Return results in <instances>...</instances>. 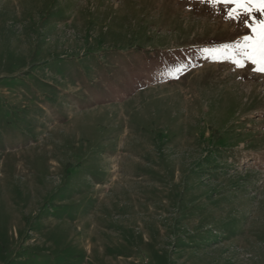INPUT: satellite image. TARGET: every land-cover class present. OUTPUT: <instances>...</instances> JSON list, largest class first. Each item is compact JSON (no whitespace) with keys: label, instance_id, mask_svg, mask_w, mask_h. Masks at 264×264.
<instances>
[{"label":"rangeland","instance_id":"rangeland-1","mask_svg":"<svg viewBox=\"0 0 264 264\" xmlns=\"http://www.w3.org/2000/svg\"><path fill=\"white\" fill-rule=\"evenodd\" d=\"M228 13L0 0V264H264L259 37Z\"/></svg>","mask_w":264,"mask_h":264},{"label":"snow or ice","instance_id":"snow-or-ice-1","mask_svg":"<svg viewBox=\"0 0 264 264\" xmlns=\"http://www.w3.org/2000/svg\"><path fill=\"white\" fill-rule=\"evenodd\" d=\"M210 7L217 8L227 5L229 8V18L239 20L245 27L258 34L259 39L253 42L252 38L245 35L240 48L245 60L236 59L233 62L239 67H244L247 60H251L254 65H258L256 70L264 73V21L258 22L254 10L264 13V0H200ZM248 19H241V17Z\"/></svg>","mask_w":264,"mask_h":264},{"label":"trees","instance_id":"trees-1","mask_svg":"<svg viewBox=\"0 0 264 264\" xmlns=\"http://www.w3.org/2000/svg\"><path fill=\"white\" fill-rule=\"evenodd\" d=\"M161 58H163V57H161Z\"/></svg>","mask_w":264,"mask_h":264}]
</instances>
